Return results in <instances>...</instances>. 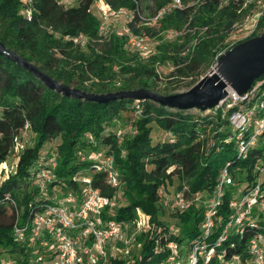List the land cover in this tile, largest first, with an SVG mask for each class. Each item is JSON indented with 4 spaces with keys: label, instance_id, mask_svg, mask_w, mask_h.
<instances>
[{
    "label": "trees",
    "instance_id": "1",
    "mask_svg": "<svg viewBox=\"0 0 264 264\" xmlns=\"http://www.w3.org/2000/svg\"><path fill=\"white\" fill-rule=\"evenodd\" d=\"M62 1L0 0V43L56 82L88 93L149 90L158 79L157 68L165 63L173 67L171 77L190 79L192 86L214 65L226 35L237 28L243 34L246 32L239 22L247 10L238 11V2L220 5L219 0H199L194 6H183L184 0H180V9L163 13L153 26H140L135 17L129 27L133 33L142 31L155 37L168 31L176 33L185 26L184 34L157 45L151 53L129 55L123 49V38L110 35L98 41L99 21L91 0L74 5ZM136 1L139 11L149 17L172 0H159L150 12L149 5L142 7ZM105 3L111 9L131 10L133 6L129 0H105ZM24 9L29 10L28 17L21 13ZM255 29L264 33V15ZM79 34L86 39L82 47L63 40L64 36ZM253 36L233 42L225 49ZM135 106L141 110L139 118H133ZM125 111L132 115L126 124L133 127L130 129L133 136L122 139L120 128L115 131L112 128L121 122ZM195 111L191 116L149 101L121 99L94 103L61 96L0 56V164L7 161L13 140L21 135L24 124L28 133L34 135L30 145L29 140L23 144L13 173L0 180V254H19L22 258L15 259L19 264H24L29 254L27 246L20 247L15 241L12 229L30 220L47 201L32 182L33 173L42 166L44 158L53 154L55 160L53 178L46 187L48 195L52 187L61 191L74 188L72 178L77 174L88 176L91 186L101 195L111 196L113 190L105 184V173L94 171L92 165L96 161L89 158L101 154L112 160L119 175L120 192L128 196L108 217L127 222L134 216L135 208L148 217L146 229L137 235L141 243L132 258L133 264H164L168 242L182 246L184 241L187 247L199 236L198 209L194 203L188 210L172 215L173 221L167 224L162 221L157 201L161 191L171 185V178L189 180L188 196L209 192L224 163L230 164V171L238 165L249 172V162L261 151L256 142L241 158L234 148L237 132L226 123V115L220 119L221 109ZM152 123L162 132L161 138L153 142ZM228 137L229 143H224ZM47 142L55 143L51 153L44 148ZM229 196L234 194L226 192L223 201ZM219 230L218 225L212 239ZM255 231L256 228L246 227L239 237L229 236L216 253L223 254L224 260L232 256L244 260L247 237ZM115 260L111 264H125ZM208 264L218 262L212 257Z\"/></svg>",
    "mask_w": 264,
    "mask_h": 264
},
{
    "label": "built area",
    "instance_id": "2",
    "mask_svg": "<svg viewBox=\"0 0 264 264\" xmlns=\"http://www.w3.org/2000/svg\"><path fill=\"white\" fill-rule=\"evenodd\" d=\"M129 1L133 5L131 10L111 9L105 0H99L98 3L91 0V7L99 21L98 41L114 35L123 38L122 46L125 51L144 55L150 51L148 38L142 31L132 32L129 27L132 20L136 17L140 26H153L163 13L170 9H180L182 5L180 0H172L167 7L148 17L139 11L136 0ZM229 1L239 3L238 11L247 10L243 25L249 26L245 29L247 33L240 38L244 39L253 33L258 20L264 15V0H225V4ZM62 2L68 3V0ZM21 13L28 17L29 10L24 9ZM115 19L119 20L122 26L119 29H110L109 23ZM176 35L177 33H174V36ZM63 40H70L73 45L79 47L86 42L85 37L80 34L73 37L64 36ZM262 76L241 95L228 90L226 97L213 108H220V119L226 115V123L237 132L234 148L238 156L245 158L248 148L256 142L260 145V153L249 162V172H245V168L238 165L230 171L229 163L220 167L214 185L202 204L196 207L199 236L188 244L184 254L182 246L174 241L168 242L165 246L168 256L164 264H208L212 257L218 264H264V74ZM133 116H141L138 106H135ZM28 135V126L24 124L21 135L13 140L12 152L16 153L22 149L23 144L28 141ZM87 138L90 139V136ZM229 139L228 137L223 142L229 143ZM52 157L53 154L44 158L42 166L38 167L32 176L34 186L47 200L46 203L42 204L30 220L22 226L14 225L12 229L19 246L29 248L24 264H111L116 255L128 256L130 245L126 244L129 239L124 236L128 229L127 222L108 217L109 212L119 205L115 196L118 198L121 195L119 175L112 167L110 157H102L101 154L89 156L96 161L92 165L94 171L105 173V184L113 190L111 196L101 195L91 186L88 176L77 174L72 178L74 188L61 191L57 186L52 187V192L48 195L46 187L53 178L52 170L55 166ZM236 174L240 179L234 178ZM241 184H244L242 188ZM186 191L182 186L169 196L161 195L159 205L169 213L188 210L195 204L198 193L188 196ZM226 192L234 196H229L224 202ZM56 193L60 194V197H57ZM134 213L138 217L136 228L139 232L146 229L139 209L135 208ZM218 225L219 233L212 239L214 229ZM246 227L256 228V231L247 237L244 260L239 256L224 260L223 254L216 253V249L226 242L229 236L239 237ZM5 264L19 263L9 258L5 260Z\"/></svg>",
    "mask_w": 264,
    "mask_h": 264
},
{
    "label": "water",
    "instance_id": "3",
    "mask_svg": "<svg viewBox=\"0 0 264 264\" xmlns=\"http://www.w3.org/2000/svg\"><path fill=\"white\" fill-rule=\"evenodd\" d=\"M0 56L30 74L46 89L61 96L94 103L121 99L149 101L168 109L203 112L216 107L226 97L228 90L236 95L245 93L264 74V33L228 48L217 56L213 69L201 76L188 90L169 95H160L143 88L106 94L88 93L56 82L1 43Z\"/></svg>",
    "mask_w": 264,
    "mask_h": 264
},
{
    "label": "rangeland",
    "instance_id": "4",
    "mask_svg": "<svg viewBox=\"0 0 264 264\" xmlns=\"http://www.w3.org/2000/svg\"><path fill=\"white\" fill-rule=\"evenodd\" d=\"M71 5L73 4H77L78 2L82 1V0H68ZM94 3H98L99 0H93ZM140 3H141V6L142 7H145V5H149V2L150 5H149V12L151 11L152 7L155 6L156 2H158L159 0H139ZM199 0H184L183 1V6H194L196 5V3L198 2ZM225 4V0H222V2H220V5H224ZM147 10V9H146ZM148 12V11H147ZM95 13V12H94ZM96 15V13H95ZM243 20H240V24L242 25V29H246L248 28L247 25H243ZM246 24H248L246 22ZM122 26L121 22L119 20H112L111 23H109V28L111 29H119L120 27ZM256 28V27H255ZM191 31L194 30V28L190 29ZM245 30V31H246ZM186 31V27H181L176 33L177 34H180L183 35L184 32ZM174 33L175 32H171V31H168V32H163V33H160L159 35L155 36V37H150V36H147L148 38V44H149V49H150V52H153L155 50V48L157 47V45H160L161 43H163L164 41L168 42V41H172L173 38H174ZM247 32H245L246 34ZM243 33H241L240 31H238V28L237 29H233L229 34L226 35L224 41H223V50H221V53H223L227 46H230L233 42H236L238 40H241L240 38L245 35ZM261 34V29H254L252 35L256 36V35H259ZM193 42L191 41L190 43L188 44H192ZM129 55L130 54H138V53H135V52H128ZM140 56H142V54H138ZM213 66H210L203 74L202 76L207 73L210 69H212ZM172 65L171 63H165L163 65H161L160 67L157 68V73H158V79L156 81H154V83L152 84L151 86V89H149L150 91L152 92H155L157 94H160V95H169V94H176V93H181V92H184L186 90H188L191 86V83H192V80L190 79H179V78H176V77H171L170 76V72L172 71ZM186 114H189L191 116H194L195 113H197L195 110H187L185 111ZM129 116H132L130 114H128V111H125L124 113L121 114V119L119 122V124H116V126H114L112 128V131H115L118 128H120V131H119V136L122 138V139H125L128 135V137H131L133 136L131 133H130V129H133V127L129 126L127 123V120L129 119ZM133 118H136L133 116ZM133 118H132V121H133ZM136 119H134L133 122H135ZM132 122V125H134V123ZM123 125V126H122ZM132 131V130H131ZM126 133V134H125ZM162 132L157 129V127L155 126V124H151V133H150V137L152 139V142L153 141H156V139H160L161 138V135ZM33 139H34V135H31L29 134L28 135V140H29V145L33 142ZM53 144H55L54 142H47L44 146V148H46V152L48 153H51L53 148H51L53 146ZM22 149L18 150L16 153L12 152L9 157L7 158V161L6 162H3L0 164V180L2 178H4L8 173H13L14 169H15V163H16V160L18 158V155L20 153ZM45 149H42V152L44 151ZM83 158V156H82ZM234 178L236 179H240V177L236 174L234 175ZM170 186L168 189H163V191H161L160 195H165V196H169L171 195L175 190L181 188L182 186L185 187V189L187 188L186 185H188L189 183V180L187 179H177L175 176L171 178L170 180ZM244 186V184H241L240 188H242ZM57 197L59 196L60 197V194L58 195V193L55 194ZM208 195V191L204 190V191H200L198 192V195L196 196L195 198V207H199L204 198H206V196ZM190 200L192 199L191 197H188ZM194 198V197H193ZM128 199V196L126 195H120L118 196H115V200L117 201V204H123L125 203V201ZM161 200V196L159 197V200L157 201L159 203V201ZM161 204V203H160ZM159 208V212L161 214V217H162V221L165 222V224L173 221V218H172V215H174L175 213H169V212H166L162 209V207H158ZM140 214L141 215V218H142V223L144 225V227L146 228L147 226V221H148V217L146 215H144L143 213H141V211L139 210ZM138 217L137 215H135L134 213V216L132 217V219L128 220L127 221V224H128V229L126 231V235L124 234L125 238L126 239H129V243L127 242L126 245H130L129 247V254L128 256L126 257H122L120 255H116L114 256L116 258L115 261L118 260H122L125 264H133V260L132 258L135 256L137 250H139V245H140V240L139 238H137V235L139 234V230L136 228L135 226V222L137 221ZM171 229H173V227H171ZM118 245H121V244H118ZM182 254L185 253V242L182 241ZM122 257V258H121ZM21 259L22 257L19 256V254L17 253H7V252H3L0 254V264H5V260L6 259ZM209 262H210V259H209ZM208 262V263H209ZM242 264H247V263H242Z\"/></svg>",
    "mask_w": 264,
    "mask_h": 264
},
{
    "label": "bare ground",
    "instance_id": "5",
    "mask_svg": "<svg viewBox=\"0 0 264 264\" xmlns=\"http://www.w3.org/2000/svg\"><path fill=\"white\" fill-rule=\"evenodd\" d=\"M212 69H213V67H212Z\"/></svg>",
    "mask_w": 264,
    "mask_h": 264
}]
</instances>
